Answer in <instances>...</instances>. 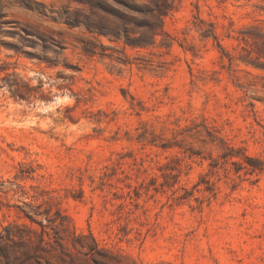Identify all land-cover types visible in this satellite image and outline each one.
Returning a JSON list of instances; mask_svg holds the SVG:
<instances>
[{
	"label": "rangeland",
	"instance_id": "obj_1",
	"mask_svg": "<svg viewBox=\"0 0 264 264\" xmlns=\"http://www.w3.org/2000/svg\"><path fill=\"white\" fill-rule=\"evenodd\" d=\"M171 2L125 48L0 0V264H264V0Z\"/></svg>",
	"mask_w": 264,
	"mask_h": 264
},
{
	"label": "trees",
	"instance_id": "obj_2",
	"mask_svg": "<svg viewBox=\"0 0 264 264\" xmlns=\"http://www.w3.org/2000/svg\"><path fill=\"white\" fill-rule=\"evenodd\" d=\"M89 4V12L68 15L67 23L71 26L84 25L96 36L103 35L112 42H122L125 48L151 47L156 45L159 36H169L164 27V19L173 9L171 0H89ZM22 28L27 36L33 34L32 30ZM37 36L43 42L52 40L54 45L59 46L51 35L39 33ZM82 49L88 55H110L109 47L103 43L98 47L87 41ZM123 53L124 61H127L128 55L125 51ZM261 56H264V44L258 51V58Z\"/></svg>",
	"mask_w": 264,
	"mask_h": 264
}]
</instances>
